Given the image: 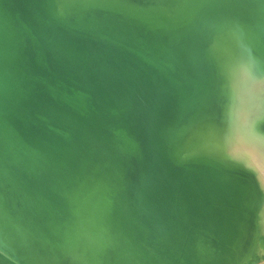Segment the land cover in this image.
Segmentation results:
<instances>
[{
    "label": "bare ground",
    "instance_id": "obj_1",
    "mask_svg": "<svg viewBox=\"0 0 264 264\" xmlns=\"http://www.w3.org/2000/svg\"><path fill=\"white\" fill-rule=\"evenodd\" d=\"M48 3L191 85L163 134L182 179L173 211L154 181L150 205L132 142L78 131L55 153L0 110V264H264V105L257 95L236 114L251 99L237 63L264 75V0Z\"/></svg>",
    "mask_w": 264,
    "mask_h": 264
},
{
    "label": "water",
    "instance_id": "obj_2",
    "mask_svg": "<svg viewBox=\"0 0 264 264\" xmlns=\"http://www.w3.org/2000/svg\"><path fill=\"white\" fill-rule=\"evenodd\" d=\"M0 17L3 115L55 153L78 131L132 142L143 200L154 205L148 190L158 182V202L173 211L172 178H182L163 134L191 85L104 29L61 20L48 0H0Z\"/></svg>",
    "mask_w": 264,
    "mask_h": 264
},
{
    "label": "snow or ice",
    "instance_id": "obj_3",
    "mask_svg": "<svg viewBox=\"0 0 264 264\" xmlns=\"http://www.w3.org/2000/svg\"><path fill=\"white\" fill-rule=\"evenodd\" d=\"M237 71L242 70L246 77H247V84L249 87V96L250 100L247 104H245L244 101L240 100L239 97H237V104H236V114L237 119L241 117L243 114H247L250 116V107L251 103L255 99V97L258 95L259 99L261 101V104L264 105V75L258 76L255 71V65L252 61H240L236 65Z\"/></svg>",
    "mask_w": 264,
    "mask_h": 264
}]
</instances>
